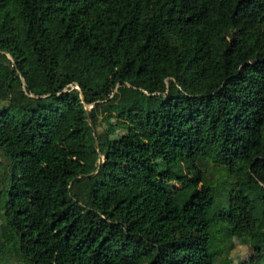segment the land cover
Here are the masks:
<instances>
[{"label": "trees", "instance_id": "1", "mask_svg": "<svg viewBox=\"0 0 264 264\" xmlns=\"http://www.w3.org/2000/svg\"><path fill=\"white\" fill-rule=\"evenodd\" d=\"M0 71V264H264V0H0Z\"/></svg>", "mask_w": 264, "mask_h": 264}, {"label": "rangeland", "instance_id": "2", "mask_svg": "<svg viewBox=\"0 0 264 264\" xmlns=\"http://www.w3.org/2000/svg\"><path fill=\"white\" fill-rule=\"evenodd\" d=\"M7 74L0 71V83L6 78ZM6 105V100L0 99V108ZM97 131L100 132L103 129V125H99L96 127ZM202 152V142L199 139H196L193 145L187 151L177 150V153L180 157L194 161ZM6 167H7V159L3 155L0 150V188L2 189V184L6 182ZM155 177V171L151 168L141 169L137 172V179L142 185H147L148 182ZM213 187L203 188L201 184L198 186V190L192 195L191 202L199 206L208 199L213 197L214 194ZM2 197L0 196V239L3 240L2 235ZM214 219L216 222L224 221L232 225L236 228H243L247 230H253L254 228V220L250 213V208L248 201L243 197V195L239 191H235V196L233 200L232 209L228 211L220 210L215 213ZM235 246L234 248L226 255L222 256L220 259H230V264H239L241 260L247 259L251 255V251L249 246L243 243L238 242V240L234 239ZM5 259H7L12 264H25L20 261L14 251H8L4 255ZM218 264V262L216 263Z\"/></svg>", "mask_w": 264, "mask_h": 264}, {"label": "water", "instance_id": "3", "mask_svg": "<svg viewBox=\"0 0 264 264\" xmlns=\"http://www.w3.org/2000/svg\"><path fill=\"white\" fill-rule=\"evenodd\" d=\"M7 57H8L10 60H12V56H11L10 54H8V53H7ZM20 79H21V83H22V85H23V87H24V86H25V81H24L23 77L21 76ZM31 96H36V95L31 94ZM36 97H38V96H36ZM80 97H81V99H82V102H84L83 94H82V93H80ZM86 106H87V105H86Z\"/></svg>", "mask_w": 264, "mask_h": 264}]
</instances>
